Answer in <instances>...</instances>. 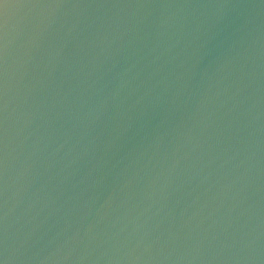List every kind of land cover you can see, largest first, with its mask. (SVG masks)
Returning a JSON list of instances; mask_svg holds the SVG:
<instances>
[{
	"label": "water",
	"instance_id": "1",
	"mask_svg": "<svg viewBox=\"0 0 264 264\" xmlns=\"http://www.w3.org/2000/svg\"><path fill=\"white\" fill-rule=\"evenodd\" d=\"M0 264H264V0H0Z\"/></svg>",
	"mask_w": 264,
	"mask_h": 264
}]
</instances>
